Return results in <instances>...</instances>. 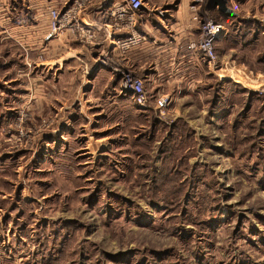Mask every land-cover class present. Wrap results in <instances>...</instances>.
Here are the masks:
<instances>
[{"label":"rangeland","instance_id":"1","mask_svg":"<svg viewBox=\"0 0 264 264\" xmlns=\"http://www.w3.org/2000/svg\"><path fill=\"white\" fill-rule=\"evenodd\" d=\"M131 50L110 57L124 67ZM236 53L243 74L217 52L205 62L186 122L168 96L163 111L128 106L114 74L127 107L92 117L94 135L80 114L63 156L36 147L54 113L17 101L0 122V264H264V64ZM178 120L187 131L172 133Z\"/></svg>","mask_w":264,"mask_h":264},{"label":"crops","instance_id":"2","mask_svg":"<svg viewBox=\"0 0 264 264\" xmlns=\"http://www.w3.org/2000/svg\"><path fill=\"white\" fill-rule=\"evenodd\" d=\"M121 1L92 0L80 19L87 25L105 23L108 11ZM70 2L0 0V122L12 116L17 101L28 97H32L38 113H54L56 124L39 137L36 146L42 157L63 156L72 150L76 137L70 138L80 114H88L85 121L94 135L97 119L92 117L100 116L105 107L121 113L127 107L125 100L115 98L114 74L98 67L101 47L81 45L66 33L44 40L50 28L49 10L64 11ZM142 2L135 27L145 40L119 60L142 79L153 108L156 99L168 96L171 113L186 122V95L201 93L208 84V69L201 54L186 49L199 34L191 20L194 0ZM226 6L232 14L217 8L208 11L226 29L215 42L217 54L227 59L221 69L229 66L230 74L236 76L245 70L244 65L235 64L236 52L256 55L264 64V0H227ZM255 76L264 79V72ZM96 93L102 95L101 101ZM128 104L133 107V102Z\"/></svg>","mask_w":264,"mask_h":264},{"label":"built area","instance_id":"3","mask_svg":"<svg viewBox=\"0 0 264 264\" xmlns=\"http://www.w3.org/2000/svg\"><path fill=\"white\" fill-rule=\"evenodd\" d=\"M91 2L92 0H71L64 11L50 9V28L44 40L50 41L66 33L83 44L101 47L97 57L98 67L117 75L121 94L128 96L138 110H147L149 99L142 79L129 69L116 64L110 57L112 51L126 52L140 47L144 42L145 38L135 27L136 16L143 7L142 0H122L108 11L107 22L87 25L81 21L80 16ZM206 2L207 0H194L190 6L191 20L197 25L199 34L196 40L187 44L186 49L200 53L206 64L214 66L217 60L215 42L225 35L226 30L209 18ZM167 104V98L160 97L155 101V108L163 111Z\"/></svg>","mask_w":264,"mask_h":264},{"label":"water","instance_id":"4","mask_svg":"<svg viewBox=\"0 0 264 264\" xmlns=\"http://www.w3.org/2000/svg\"><path fill=\"white\" fill-rule=\"evenodd\" d=\"M227 0H207V10H213L215 8L218 11L225 14H232V12L226 6Z\"/></svg>","mask_w":264,"mask_h":264},{"label":"trees","instance_id":"5","mask_svg":"<svg viewBox=\"0 0 264 264\" xmlns=\"http://www.w3.org/2000/svg\"><path fill=\"white\" fill-rule=\"evenodd\" d=\"M176 125L174 126V128H173V130H172V133L173 132H178V129H180L181 131H187L186 130V126H185V124H184V122L183 121H181V120H178V121H176V123H175ZM166 150H169L168 149V144L166 145ZM160 178H163V176H159ZM159 177H157V180H156V183H157V186H159V185H163V183H164V181H162ZM159 184V185H158Z\"/></svg>","mask_w":264,"mask_h":264}]
</instances>
